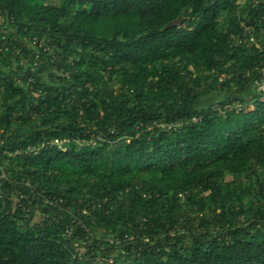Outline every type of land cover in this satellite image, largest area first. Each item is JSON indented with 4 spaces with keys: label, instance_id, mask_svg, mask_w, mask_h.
I'll use <instances>...</instances> for the list:
<instances>
[{
    "label": "trees",
    "instance_id": "trees-1",
    "mask_svg": "<svg viewBox=\"0 0 264 264\" xmlns=\"http://www.w3.org/2000/svg\"><path fill=\"white\" fill-rule=\"evenodd\" d=\"M262 68L264 0H0V264H264Z\"/></svg>",
    "mask_w": 264,
    "mask_h": 264
},
{
    "label": "rangeland",
    "instance_id": "rangeland-1",
    "mask_svg": "<svg viewBox=\"0 0 264 264\" xmlns=\"http://www.w3.org/2000/svg\"><path fill=\"white\" fill-rule=\"evenodd\" d=\"M57 1V0H55ZM256 92L255 94H258L260 96V100L262 98H264V94L261 95L259 94L257 91H256V88L253 90L251 89V93L253 92ZM250 93V92H249ZM223 97H225V95H222V94H217L216 92H212L210 93L208 96L202 98V100L200 101V104L202 106H207V105H210V104H215L216 102H218L220 99H222ZM254 108V103H253V100L249 101L245 110H252ZM229 178V177H227ZM207 200V199H206ZM40 217H39V213L36 212L35 213V217H34V220L35 221H39ZM93 235L98 237V238H108V239H111V237H105V235L103 234V231L102 230H98V229H94L93 231ZM119 250V249H118ZM118 251H116L115 253H117ZM118 264H123V262H121L120 260H118Z\"/></svg>",
    "mask_w": 264,
    "mask_h": 264
},
{
    "label": "built area",
    "instance_id": "built-area-1",
    "mask_svg": "<svg viewBox=\"0 0 264 264\" xmlns=\"http://www.w3.org/2000/svg\"><path fill=\"white\" fill-rule=\"evenodd\" d=\"M250 41H253L255 43V40H253V38H250ZM261 75L259 77V79H255L254 80V87L256 88V91L263 95L264 94V68H262V70L260 71ZM5 178V173L0 170V179Z\"/></svg>",
    "mask_w": 264,
    "mask_h": 264
}]
</instances>
